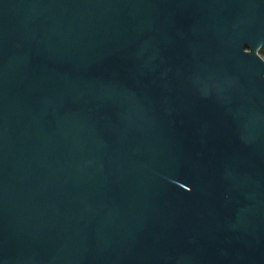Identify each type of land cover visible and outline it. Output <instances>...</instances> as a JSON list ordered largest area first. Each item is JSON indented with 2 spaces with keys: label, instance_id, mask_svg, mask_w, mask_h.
Listing matches in <instances>:
<instances>
[{
  "label": "water",
  "instance_id": "95a60500",
  "mask_svg": "<svg viewBox=\"0 0 264 264\" xmlns=\"http://www.w3.org/2000/svg\"><path fill=\"white\" fill-rule=\"evenodd\" d=\"M264 0H0V264H264Z\"/></svg>",
  "mask_w": 264,
  "mask_h": 264
},
{
  "label": "trees",
  "instance_id": "16d2710c",
  "mask_svg": "<svg viewBox=\"0 0 264 264\" xmlns=\"http://www.w3.org/2000/svg\"><path fill=\"white\" fill-rule=\"evenodd\" d=\"M261 58L264 60V47L258 52Z\"/></svg>",
  "mask_w": 264,
  "mask_h": 264
}]
</instances>
